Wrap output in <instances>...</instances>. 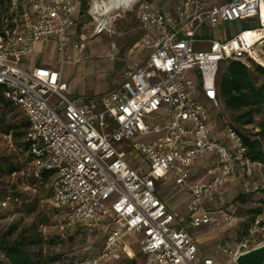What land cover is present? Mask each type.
<instances>
[{
  "label": "built area",
  "instance_id": "1",
  "mask_svg": "<svg viewBox=\"0 0 264 264\" xmlns=\"http://www.w3.org/2000/svg\"><path fill=\"white\" fill-rule=\"evenodd\" d=\"M82 2L0 3V97L19 109L28 124L24 140L30 145L33 176L43 181L42 172H52V203L63 212L62 229L79 222L105 232L94 256L59 264H102L124 254L137 264L124 241L129 234L145 255L142 264H216L213 257L199 256L195 236L174 224L156 181L171 175L191 194L190 226L213 227L224 212L206 209L204 201L221 196L238 169L250 176L253 167H264L249 159L237 129L230 128L225 140L210 137L208 107L219 106L217 78L223 62L248 58L264 65L253 54H264V0H182L171 9L148 0H86L98 33L130 12L142 37L133 45L135 58L120 85L96 100H76L66 94L63 65L71 49L81 53L85 47L73 43L68 33ZM233 21L256 26L228 37L207 36L210 28ZM50 41L57 64L32 66L38 43ZM144 49L149 51L143 54ZM137 137L141 140L133 141ZM122 144L130 155L139 154L147 168L131 165ZM206 155L214 166L193 176L189 168ZM250 225L249 236L258 233L264 242V206ZM258 244L243 237L224 253L235 262Z\"/></svg>",
  "mask_w": 264,
  "mask_h": 264
},
{
  "label": "rangeland",
  "instance_id": "2",
  "mask_svg": "<svg viewBox=\"0 0 264 264\" xmlns=\"http://www.w3.org/2000/svg\"><path fill=\"white\" fill-rule=\"evenodd\" d=\"M152 6L171 9L182 0H148ZM228 0H217L225 2ZM81 6L74 13V24L68 33L73 37V43L82 42L84 49L79 53L71 49L69 58L65 56L66 62L63 65V80L68 85L66 94L76 100H96L100 94L106 93L113 87L120 85L125 78V71L131 66L135 58L133 45L142 37L138 23L133 13H127L124 17L118 18L110 24L106 30L98 33L95 23L87 12L80 13ZM248 21L226 22L214 28H210L207 36L220 38L232 36L243 27H253ZM50 41L47 46L38 43L36 54L32 57V66L57 64L56 47ZM148 49L142 50L143 54ZM257 60L264 64V54L259 52L260 57L253 52ZM248 67L257 74L254 69L256 65L264 68V65L248 58H240ZM224 63L218 74L224 71ZM27 67V64L23 65ZM261 82L259 78L258 83ZM193 84L198 88V81L193 79ZM210 110L209 130L211 138L225 140L230 128H235L241 133L255 134L260 132L261 123L264 124V113L254 115V123L243 126L236 120V113L228 111L223 103L219 102L218 107L208 104ZM15 116V118H12ZM0 117L5 121V126L0 127V161L16 166L11 173L0 174V241L11 240L18 237L19 233L38 234L43 239V256L49 258L55 254L60 259H78L85 256H94L102 246L105 232H98L86 228L82 223H75L68 228H61L63 225V212L57 210L52 203V180L39 183L34 180L33 166L28 162V152L21 145L24 137L16 138L14 133L8 129L7 124L25 122L24 116L19 109L14 108L9 112L6 108H0ZM18 131V130H16ZM142 139L143 141H150ZM141 140L140 137L133 139ZM262 149L264 151V137L262 138ZM127 153L126 160L131 165H141L147 168L144 159L137 153L129 154L131 149L122 144L120 146ZM210 156L199 158L189 171L193 176L205 173L206 169L214 166ZM264 163V162H263ZM156 189L160 198L170 212L175 216L174 224L184 227L195 236L198 242L199 256L213 257L216 264H235L231 262L224 253V248L235 249L243 237H249L252 243L262 244L263 237L255 233L250 235L252 218L257 212L255 208L261 206L260 200L255 199V193L264 190V167L259 173L250 178L237 175L225 182L223 193L215 197L213 201H204L206 209L222 210L224 213L218 215L219 224L216 226H190V214L188 205L191 194L186 188L176 185L171 175L167 180L156 181ZM11 195V200L5 205L2 204L5 195ZM249 196V197H247ZM244 197L246 199H244ZM253 199H251V198ZM27 207L29 210H27ZM11 230V232H10ZM132 234L125 237L131 251L136 256L137 264H142L145 255L141 253L138 242H133ZM135 238H138L136 236ZM57 241V242H56ZM60 242V243H58ZM262 242V243H261ZM58 243V244H57ZM256 245V246H258ZM255 247V246H254ZM52 261L49 264H59L62 260ZM102 264H135L134 260L123 255L120 260L108 259Z\"/></svg>",
  "mask_w": 264,
  "mask_h": 264
},
{
  "label": "trees",
  "instance_id": "3",
  "mask_svg": "<svg viewBox=\"0 0 264 264\" xmlns=\"http://www.w3.org/2000/svg\"><path fill=\"white\" fill-rule=\"evenodd\" d=\"M3 1L4 0H0V3ZM81 7V13L87 12L88 7L86 5V0H83ZM224 63L226 62H223L222 65ZM254 71L257 74L253 73V70L241 60H231L227 61L224 71L221 75L218 74L217 78L219 102L223 103L228 111L236 113V120L243 126L253 124L255 121L254 115L264 113V68L260 65H256ZM259 78L261 79L260 83H258ZM0 108H6L9 112H12L16 107L0 97ZM12 118H15V116ZM5 125L4 119L0 117V127ZM7 126L9 131L11 130L12 133H14V137L22 138L25 136L28 124L25 120V122H21L20 124L12 122L7 124ZM240 134L248 148V157L252 161L264 162V151L262 149L264 124L261 123L260 132L258 133L248 135L240 132ZM23 141L21 145H23L24 149L28 152L30 145L25 140ZM31 161L32 157L29 154L28 162L31 164ZM15 169L16 166L13 164L11 165L9 162L7 164L0 161V174L11 173L15 171ZM42 175L43 181L46 183L51 179L52 172L43 171ZM34 180L37 179L34 177ZM39 183H42V181H39ZM262 193H264V190ZM255 197V199L260 200L261 203L260 207L254 209L255 212L259 213L264 206V194L260 195L255 193ZM11 199V195L9 194L5 195L3 198V200L7 202ZM244 199L246 198L244 197ZM27 210H29L28 207ZM42 243L43 239L41 236L32 233L24 236L21 232L15 239H3L0 241V264H49L52 261L60 259V255L58 254L45 258L43 256ZM60 260H62V257Z\"/></svg>",
  "mask_w": 264,
  "mask_h": 264
},
{
  "label": "water",
  "instance_id": "4",
  "mask_svg": "<svg viewBox=\"0 0 264 264\" xmlns=\"http://www.w3.org/2000/svg\"><path fill=\"white\" fill-rule=\"evenodd\" d=\"M235 264H264V242L240 253L235 259Z\"/></svg>",
  "mask_w": 264,
  "mask_h": 264
},
{
  "label": "crops",
  "instance_id": "5",
  "mask_svg": "<svg viewBox=\"0 0 264 264\" xmlns=\"http://www.w3.org/2000/svg\"><path fill=\"white\" fill-rule=\"evenodd\" d=\"M177 2H179V1H177ZM159 7H162L163 6V4H162V6L161 5H158ZM162 8H164V7H162ZM80 13H81V10H80ZM81 15H82V13H81ZM250 159V158H249ZM251 160V159H250ZM252 161V160H251ZM252 162H255V161H252ZM252 173H251V175L250 176H245L244 174H243V172L241 171V169H238L237 170V173H236V175H235V177L237 176V175H240V176H244V177H247V178H250V177H252V176H255V175H257L258 173H259V170L258 169H256V167H253L252 168V171H251ZM263 192V191H262ZM262 192H256V194H264V193H262ZM164 202V201H163ZM167 207V206H166ZM197 244H198V242H197ZM131 249V248H130Z\"/></svg>",
  "mask_w": 264,
  "mask_h": 264
}]
</instances>
